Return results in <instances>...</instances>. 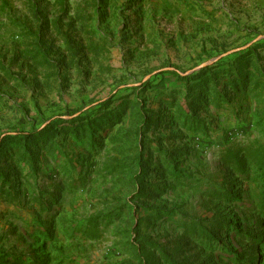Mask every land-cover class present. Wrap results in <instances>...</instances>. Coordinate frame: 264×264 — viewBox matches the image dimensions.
Masks as SVG:
<instances>
[{
  "label": "rangeland",
  "instance_id": "1",
  "mask_svg": "<svg viewBox=\"0 0 264 264\" xmlns=\"http://www.w3.org/2000/svg\"><path fill=\"white\" fill-rule=\"evenodd\" d=\"M262 144L264 0H0V264H264Z\"/></svg>",
  "mask_w": 264,
  "mask_h": 264
},
{
  "label": "trees",
  "instance_id": "2",
  "mask_svg": "<svg viewBox=\"0 0 264 264\" xmlns=\"http://www.w3.org/2000/svg\"><path fill=\"white\" fill-rule=\"evenodd\" d=\"M248 49H251L249 47ZM188 76H183L182 78L186 79ZM245 84V82H244ZM190 115H193L192 110H189ZM196 117V116H195ZM194 117V118H195ZM78 119H72L69 121L71 125H75ZM144 123H158V119H153V114L150 116H145ZM53 123H48L44 127L38 130H32L24 133H16L14 135L6 136L5 140H20L22 143L30 144L33 141H41L43 138H50L59 132L58 129H54ZM44 138V139H45ZM220 162L225 165L229 171H231L235 175H241L246 172L247 166L251 165L255 168L256 173H258V177L260 178V194H259V210L264 216V144L258 147H251L248 149H227L220 157ZM147 168H143L138 177H142ZM4 178L3 173L0 172V179ZM141 189V187H140ZM212 196L215 198L227 199L230 196H234L229 194L225 189L219 190L216 189L213 191ZM264 221V220H263ZM261 221V222H263ZM223 222L215 218H190V228L188 231L192 236H195L196 239H200L202 241L203 246L209 247L212 249H224L228 252H231L233 255V259L235 261H239L236 259V254L233 250L226 248L224 244H222L221 237L217 236L216 231L219 227H221ZM224 228L235 229L238 234L249 236V234L243 233L237 224L231 223L228 224ZM223 228V229H224ZM263 245V243H261ZM166 262L169 264H186L181 263L175 259H172L170 256H167Z\"/></svg>",
  "mask_w": 264,
  "mask_h": 264
},
{
  "label": "water",
  "instance_id": "3",
  "mask_svg": "<svg viewBox=\"0 0 264 264\" xmlns=\"http://www.w3.org/2000/svg\"><path fill=\"white\" fill-rule=\"evenodd\" d=\"M200 67V66H199Z\"/></svg>",
  "mask_w": 264,
  "mask_h": 264
}]
</instances>
